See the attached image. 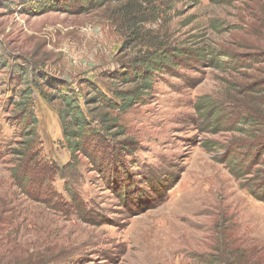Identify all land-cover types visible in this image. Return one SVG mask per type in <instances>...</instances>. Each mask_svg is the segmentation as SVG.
Returning a JSON list of instances; mask_svg holds the SVG:
<instances>
[{
  "label": "rangeland",
  "instance_id": "374dc122",
  "mask_svg": "<svg viewBox=\"0 0 264 264\" xmlns=\"http://www.w3.org/2000/svg\"><path fill=\"white\" fill-rule=\"evenodd\" d=\"M158 51L173 73L119 101ZM70 100L104 154L70 157ZM263 152L264 0H0V264H264Z\"/></svg>",
  "mask_w": 264,
  "mask_h": 264
},
{
  "label": "trees",
  "instance_id": "16d2710c",
  "mask_svg": "<svg viewBox=\"0 0 264 264\" xmlns=\"http://www.w3.org/2000/svg\"><path fill=\"white\" fill-rule=\"evenodd\" d=\"M199 51L200 52H194L191 51L189 48H184L181 52H179V55L189 56L190 58L205 57V55H207V53L204 52L203 47L199 48ZM178 58L179 57L175 56V53L173 51H158V54L156 52H148L145 57H143L140 61L137 62L138 68H133L132 70V75L135 79L134 82L140 83L141 86L139 88L134 89L133 91L126 92L125 95H122L123 93L117 92L116 94H114L115 97L119 99V101L133 102L139 100V92L141 90H147L149 88L148 82L152 81L156 77L157 73L161 74L163 73V71H166V73L169 75H171L170 73H173V66L179 65ZM66 103L68 104L66 106L67 109L72 108V110L70 111V115L65 117L66 121L68 119V123L66 125L63 123L60 124L59 133L61 134L62 139H64L66 143V147L70 152V157L72 158V156H74L75 154H81L87 159H90L87 150H89V152L93 156H100L104 154L107 149H109V147H106L103 144V137H100L94 129L90 130V125L96 123V118L87 109L85 103L83 101L76 102L72 100L66 101ZM112 105L113 106L110 108L112 110L120 109L122 107V103H112ZM31 118L35 120L33 114H31ZM89 118L90 121L88 120ZM76 119H78L79 123H77L78 121ZM61 120L64 121V119ZM33 123L37 126V119ZM69 129L80 130L77 133H70ZM44 134L45 133L43 132V136H45ZM101 141H103V143ZM256 146L257 145L255 144L254 148H256ZM12 155L16 156L19 160H17V165H15L11 169V179L13 180L14 185L17 188H25L27 195H30V191L32 189H36L38 191L40 187L46 184L51 179V177H53L51 167H48L47 165L42 164L41 162L33 163L34 157L29 158L28 148H26L22 153H16L13 151ZM51 156L52 155H50V158L54 160L55 158H52ZM61 170L62 169H59L58 171ZM263 176L264 174L260 177L261 184L258 186V189H264ZM247 191L257 201H264V197L259 196L256 191L251 192L250 188L248 187Z\"/></svg>",
  "mask_w": 264,
  "mask_h": 264
}]
</instances>
